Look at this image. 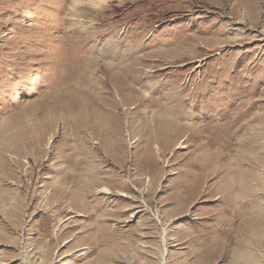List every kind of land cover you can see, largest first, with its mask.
I'll list each match as a JSON object with an SVG mask.
<instances>
[{"label": "rangeland", "instance_id": "obj_1", "mask_svg": "<svg viewBox=\"0 0 264 264\" xmlns=\"http://www.w3.org/2000/svg\"><path fill=\"white\" fill-rule=\"evenodd\" d=\"M249 1L0 0V264H264Z\"/></svg>", "mask_w": 264, "mask_h": 264}, {"label": "bare ground", "instance_id": "obj_2", "mask_svg": "<svg viewBox=\"0 0 264 264\" xmlns=\"http://www.w3.org/2000/svg\"><path fill=\"white\" fill-rule=\"evenodd\" d=\"M247 1H248V0H247ZM250 1H251V0H250ZM250 1H249V2H250ZM252 1H256V2H257V1H259V0H252ZM235 2H236V1H235ZM251 3H252V2H251ZM230 4H231V3H230ZM243 7H244V6H243ZM258 9H259V8H258ZM243 10H244V9H243ZM246 10H247V9H246ZM249 10H251V9H249ZM254 10H255V9H254ZM239 12H240V11H239ZM247 12H248V11H247ZM247 12H246V13H247ZM251 26H252V25H251ZM63 41H64V40H63ZM169 121H170V120H169ZM169 121H168V122H169ZM167 126H168V125H167ZM168 127H169V126H168ZM167 130H168V129H167ZM76 167H77V166H76ZM73 171H74V170H73ZM76 179H77V178H76ZM70 180H71V179H70ZM183 181H184V180H183ZM186 183H187V182H186ZM113 185H114V183H113ZM57 188H58V187H57ZM57 188H56V189H57ZM54 189H55V187H54ZM102 191H107V190H105V189L103 188ZM110 191H111V190H110ZM55 193H56V190H55ZM107 194H108V193H107ZM52 196H53V195H52ZM226 200H229V201L232 202V203L235 202V201H233V200H235L233 196H228V197L226 198ZM74 205H75V204H74ZM231 210H232L233 214L236 213V211H235L234 208H231ZM11 211H12V210H11ZM11 211H10V212H11ZM163 264H165V261L163 262Z\"/></svg>", "mask_w": 264, "mask_h": 264}]
</instances>
